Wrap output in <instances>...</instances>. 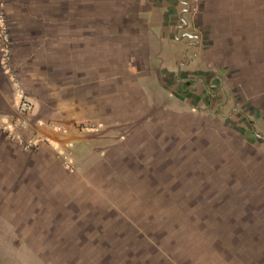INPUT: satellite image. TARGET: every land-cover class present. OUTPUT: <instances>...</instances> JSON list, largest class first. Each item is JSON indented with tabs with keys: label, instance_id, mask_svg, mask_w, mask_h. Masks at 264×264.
<instances>
[{
	"label": "rangeland",
	"instance_id": "1",
	"mask_svg": "<svg viewBox=\"0 0 264 264\" xmlns=\"http://www.w3.org/2000/svg\"><path fill=\"white\" fill-rule=\"evenodd\" d=\"M1 2L14 76L41 63L51 36L68 47L112 30L114 57L150 46V0ZM190 7L209 59L204 96L169 81L171 108H146L112 147L73 152L79 173L1 196L0 264H264V0Z\"/></svg>",
	"mask_w": 264,
	"mask_h": 264
},
{
	"label": "crops",
	"instance_id": "2",
	"mask_svg": "<svg viewBox=\"0 0 264 264\" xmlns=\"http://www.w3.org/2000/svg\"><path fill=\"white\" fill-rule=\"evenodd\" d=\"M192 2L150 0L147 48L130 52L120 47L114 57L112 30L94 32L88 39L79 36L68 47L51 41V36L41 63L33 62L26 74L14 76L0 69V130H16L20 94L15 84L21 83L34 110L29 126L19 133L28 141L43 140L31 152L0 132V198L13 191L16 196L26 180H32L35 189L48 188L51 178L59 184L68 171L63 158L68 151L91 155V147L103 150L128 138L145 120L146 108L152 115L171 108V97L178 94L169 81L177 82L179 92L184 87L187 97L203 94L209 59L203 35L194 27ZM255 17H264V11ZM256 44L257 52H264V41ZM71 161L74 170L68 172L79 173L73 157Z\"/></svg>",
	"mask_w": 264,
	"mask_h": 264
},
{
	"label": "built area",
	"instance_id": "3",
	"mask_svg": "<svg viewBox=\"0 0 264 264\" xmlns=\"http://www.w3.org/2000/svg\"><path fill=\"white\" fill-rule=\"evenodd\" d=\"M13 39L11 33L10 21L4 6L0 0V69L6 73H11L12 70V58H13ZM20 94V101L18 104V116L14 119V127L27 128L29 126V119L33 112V103L29 100L24 89L19 83L15 84ZM5 135L11 140H17L27 150H38L43 142L41 137L34 138L28 142L23 141L19 136H16L14 132L4 130ZM73 151H68L63 155L65 166L68 170L73 171L74 166L72 164Z\"/></svg>",
	"mask_w": 264,
	"mask_h": 264
},
{
	"label": "water",
	"instance_id": "4",
	"mask_svg": "<svg viewBox=\"0 0 264 264\" xmlns=\"http://www.w3.org/2000/svg\"><path fill=\"white\" fill-rule=\"evenodd\" d=\"M188 36L192 37L191 35H188Z\"/></svg>",
	"mask_w": 264,
	"mask_h": 264
}]
</instances>
